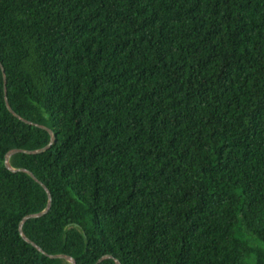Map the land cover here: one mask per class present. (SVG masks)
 <instances>
[{
  "label": "trees",
  "instance_id": "trees-1",
  "mask_svg": "<svg viewBox=\"0 0 264 264\" xmlns=\"http://www.w3.org/2000/svg\"><path fill=\"white\" fill-rule=\"evenodd\" d=\"M0 63L55 135L9 160L44 252L264 264V0H0ZM49 141L0 68V264H69L4 165Z\"/></svg>",
  "mask_w": 264,
  "mask_h": 264
},
{
  "label": "water",
  "instance_id": "water-1",
  "mask_svg": "<svg viewBox=\"0 0 264 264\" xmlns=\"http://www.w3.org/2000/svg\"><path fill=\"white\" fill-rule=\"evenodd\" d=\"M0 68H1V71H2V74H3V82H4V94H5V104H6V107H7V110L16 118H18L19 120H21L22 122L26 123V124H29V125H32V126H36V127H39V128H42L44 130H46L49 135H50V141L49 143L43 147V148H40V149H37V150H32V151H29V150H23V149H13V150H10L4 157V165L6 167L7 170H9L10 172L12 173H17V172H21V173H25L27 174L29 177H31L35 182H37L43 189L44 191L46 192L47 194V205L45 207V209L39 213H35V214H30V215H27L25 217H23L21 219V221L19 222V226H18V231H19V234L21 236V238L28 244H30L32 247H34L39 253L45 255L46 257L50 258V259H63V260H66L67 262H69V264H76V261L68 256V255H64V254H57V255H50V254H47L46 252H44L40 247H38L35 243H33L32 241H30L26 236L25 234L23 233V230H22V227L24 225V223L29 220V219H36V218H40L42 216H44L45 214L48 213V211L50 210V207H51V202H52V197H51V194L49 192V190L46 188V186L41 183L31 172H29L28 170L26 169H23V168H13L10 163H9V160L10 158L15 155V154H18V153H22V154H26V155H38V154H41L45 151H47L55 142V135L53 134V132L51 130H49L48 128L44 127V126H41V125H37V124H34L32 122H29L27 120H24L22 119L20 116H18L12 109L11 107L9 106L8 104V100H7V97H6V77H5V74H4V69H3V66L1 65L0 63ZM107 259H113L112 256L110 255H104L102 256L100 259L97 260V262L95 264H100L102 263L103 261L107 260ZM115 264H121L119 262V260L115 259L114 260Z\"/></svg>",
  "mask_w": 264,
  "mask_h": 264
}]
</instances>
